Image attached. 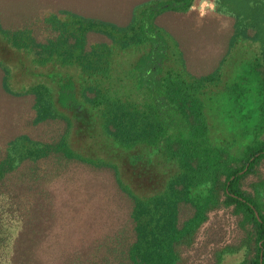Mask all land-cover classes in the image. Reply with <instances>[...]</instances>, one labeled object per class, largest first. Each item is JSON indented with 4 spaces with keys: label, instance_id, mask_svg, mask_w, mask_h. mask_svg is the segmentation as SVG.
Instances as JSON below:
<instances>
[{
    "label": "trees",
    "instance_id": "16d2710c",
    "mask_svg": "<svg viewBox=\"0 0 264 264\" xmlns=\"http://www.w3.org/2000/svg\"><path fill=\"white\" fill-rule=\"evenodd\" d=\"M201 1L0 0V264H264V0Z\"/></svg>",
    "mask_w": 264,
    "mask_h": 264
},
{
    "label": "rangeland",
    "instance_id": "374dc122",
    "mask_svg": "<svg viewBox=\"0 0 264 264\" xmlns=\"http://www.w3.org/2000/svg\"><path fill=\"white\" fill-rule=\"evenodd\" d=\"M194 9L199 12L200 16L216 15L212 11L210 2H207V0H202L201 2H198L197 6H195ZM236 52L237 55L235 53L233 56H231L224 68L225 77H227L226 74L228 75L230 74L231 72L230 70L235 65L236 60L242 58L243 59L249 58L252 55L251 49L248 46L241 47ZM0 60L10 68L11 71L10 87L15 91H19V92L27 91L37 83L48 82L47 76L45 75L46 73L45 68L35 64L33 62V57L30 54L11 48L1 39H0ZM72 72L75 73V71ZM229 77L231 78V76H228V78ZM89 141L90 142L87 143L86 145L94 143L93 149L98 148L94 140H89ZM86 145L84 144L81 147L82 148L84 147L86 149L87 148ZM88 147L89 149H91L89 145ZM94 151L96 153H101L98 150H94ZM143 185L144 186L141 188V191L146 189L145 184ZM137 186L141 187L138 183ZM242 257H243V253L236 254L233 256H226L223 264H237L242 260Z\"/></svg>",
    "mask_w": 264,
    "mask_h": 264
}]
</instances>
